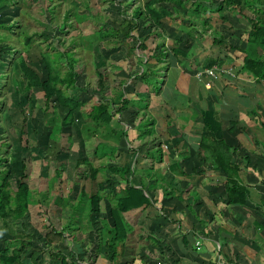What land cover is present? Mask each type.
<instances>
[{"label": "crops", "instance_id": "1", "mask_svg": "<svg viewBox=\"0 0 264 264\" xmlns=\"http://www.w3.org/2000/svg\"><path fill=\"white\" fill-rule=\"evenodd\" d=\"M220 1L210 3L204 1L202 7L210 5L209 9L212 12H204L202 8L198 12L195 11L193 22L179 21L178 15L176 16L178 13L162 20L158 32L153 34L155 40L153 51L146 50L148 51L146 58L142 52L138 54L135 52L133 56L127 57L125 49L121 47L117 50L111 48L113 59L111 57L109 61L102 55L104 62H100L103 63L99 71L100 80L97 73L98 86H101L102 90L99 97H102L101 100L109 101L115 98L117 92H121L124 98L120 103L125 100L127 105L121 112L118 111L120 105H114L110 109L112 118L109 126L103 130L98 129L96 135L91 136L92 128L88 129L91 131L85 129L89 133L88 140L93 137L96 140L94 147L91 148L92 155L100 165L102 164L101 167H106L108 173L109 168L131 169L134 177L126 176L125 181L134 188L140 187V181L145 182L143 192L149 198L151 206L127 215L140 216V224L145 226L149 235L146 244H150V248L156 246L163 252V255L154 257L140 255L133 264H137L138 261L151 264H264V79L239 73L243 58L241 50L245 51L247 47L249 21L255 16L256 9H264V0L259 4L253 1L248 5L242 0L241 14L237 11L230 13L231 7L223 8L220 14L215 13L214 4L217 5ZM208 20V24L205 23ZM189 31L192 35L188 33ZM161 39H164L166 44ZM178 40H187L189 45L185 50L187 57L184 60L182 58L176 60L170 52V46ZM4 48L0 52V171L5 170L2 168L8 158L14 159L15 152L26 154L25 173L30 180V169L27 167L29 165L33 168L32 163H35L33 152H40L41 155L46 151L45 146L48 147L47 143L50 140V127H43L44 104L40 91L33 90L30 93L34 101L33 107L31 103L25 105V85L16 67L18 57L17 54L14 57L16 50L13 47ZM116 51L125 53L124 62H121L122 59L120 62L114 59ZM238 53L241 59L234 64L232 58ZM252 53L264 60V49H253ZM88 54L93 53L89 51ZM135 58L152 65L154 73L152 77L158 83L156 88H153L151 83H144L137 78L142 73L137 61L134 64L137 68L135 72L132 69L136 68L125 67L127 60L131 63V59ZM208 60L222 62V67L231 69L235 78L222 76L218 79L203 77L197 80L195 74L204 70L203 66ZM2 77L4 81L1 80ZM84 88L85 85H82L78 95L68 93L70 96L76 95L78 102L84 104L81 111L86 109L90 102L88 98L90 95L88 96V92L85 95L87 90ZM107 88L112 90L108 91L109 95L105 99ZM101 100L97 99V102ZM22 107L27 114V123L25 137L21 142ZM85 112L86 123L83 124L92 126L88 123L87 111ZM204 112L213 114L208 120L209 129L204 122ZM52 113H54L52 109L45 113L49 120L53 116ZM203 138L207 143L215 144L218 140H223L233 150L230 162L238 167L236 178L245 188L243 205L224 204L226 175L211 170L209 151H206L205 144L201 143ZM98 145L104 147L105 155L102 157L100 152L94 154ZM105 162L108 163L107 166ZM60 166H56L48 180L51 181L53 178L52 182L58 181L55 174L56 170H60ZM67 167L69 166L63 169L64 173ZM45 170L47 166H42L36 178L49 184ZM143 170H150V174L145 176L141 172ZM117 177L118 175L106 176V179L116 182L106 180L100 183L103 187L113 183L126 184ZM70 180L78 183L73 177ZM28 186L32 199L29 206L30 218L39 212L36 215L38 217L36 222L38 221L44 230L40 232L34 227L37 231L34 239L36 241L37 238L45 237L51 229H55L53 226L47 229L44 226H47L46 221L53 222L54 212L60 208L54 207L56 196L50 199L52 192L48 190L49 188L44 187L35 191ZM173 190L178 191L175 196L182 201L175 197L165 198L163 191ZM78 194L79 192L77 196ZM100 195L105 203L106 197L102 193ZM49 199L52 200L53 207H48L45 215L44 201ZM74 206L72 208L65 206L68 210L67 220L70 215L73 219L75 213L77 215ZM111 207L103 208L104 217L108 216ZM98 209L102 211L100 205ZM19 223L16 222V231ZM63 235L67 236L66 233ZM140 235L141 233L139 237ZM5 240H10V235L4 231L0 232V250ZM70 240L80 243L75 237ZM35 241L32 247L40 252L38 248L40 244L35 247ZM73 242L65 240L63 244L55 243L48 245V248L55 252L60 251L67 259L66 264L107 262L106 256L91 257L81 243L77 245ZM46 248L38 257L28 260L25 258L24 262L60 264L59 260L49 257ZM68 250L73 251L70 252V256L66 253ZM166 250L168 251L165 255ZM90 252L93 253L91 250Z\"/></svg>", "mask_w": 264, "mask_h": 264}, {"label": "trees", "instance_id": "2", "mask_svg": "<svg viewBox=\"0 0 264 264\" xmlns=\"http://www.w3.org/2000/svg\"><path fill=\"white\" fill-rule=\"evenodd\" d=\"M207 0H198L195 3L194 8L195 11H200L202 8L204 12H210V5L202 7L203 2ZM259 4L262 3L263 0H245V5L250 3ZM241 2L242 0H221L219 4H214L215 13H222V9L225 7H231L230 13H234L235 11L238 14H241ZM171 3V7H165L164 4ZM4 3H0V9ZM182 5L181 0H149L145 3L142 10L136 9L131 17V19H125L123 22L115 26H108V32L100 31L98 33L93 34V37H89L87 39V43H91L95 40L103 41L105 39H115L119 41V44L123 46L126 50L127 57L133 56L136 50L144 51L146 49L143 42L139 43L137 48H129L126 42L130 40H136L132 35L136 33L137 30L143 29V27H147V29L158 32V28L161 25L162 20L171 18L174 12H178V6ZM247 8V7H246ZM3 9V8H2ZM212 12V11H211ZM254 17L249 21V30L247 32V47L245 51L241 50L243 54L242 58V67L239 69V73L242 74H250L251 77L256 79H264V60H261L257 55L252 53L253 49H264V9H256L254 12ZM15 17V14H13ZM139 17L143 18V23L140 26L138 22ZM221 17V16H220ZM16 18V17H15ZM64 19H67V16H64ZM65 21V20H64ZM209 20L205 23L208 24ZM147 24V25H145ZM15 28H18L17 37L22 38L18 42V44L22 45V51L18 52V57H16V67L21 75V80L24 83L25 87V105L31 103L33 107V99L30 93L33 90H38L42 94L43 97V112H49L51 109L53 112H64L65 117L55 122L50 127L49 139L53 141L55 144H58L61 137L69 133V128L74 124L75 114L79 113L84 107L83 103L78 102V97L76 95L70 96L66 93V91H74L76 88V83L78 79V73L75 70L76 59L70 57V53H56L54 55L53 60L50 58L48 54H40L39 55V63L42 64V71H37V67L32 64L33 61L28 57V52L31 45V36L26 34V31L17 25L16 21H8L6 24L0 23V32L13 33ZM23 31V33H21ZM15 34V32L13 33ZM153 34V33H152ZM48 36V33H47ZM96 37V38H95ZM154 37V36H153ZM48 38H50L48 36ZM46 38L45 41L48 39ZM95 38V40H93ZM5 39L0 37V52H2L6 46H2L1 42ZM5 43V42H3ZM72 44V43H71ZM50 47V46H49ZM189 47L187 40L185 41H174L172 46H170V52L175 57L176 60L182 58L183 60L187 57L185 50ZM8 49L12 48L7 46ZM2 50V51H1ZM5 52H9L5 50ZM16 52V51H15ZM59 58L69 59L67 62L66 73L63 76H60L58 73V69L54 66V63L57 62ZM68 61V60H67ZM160 62V61H158ZM37 62V64H39ZM32 64V65H31ZM140 68L142 69V73L137 76L144 83H151L153 88H156L157 81H155L152 77L153 67L150 66L147 62L142 63L139 60ZM222 62H218L217 60H208L203 66L204 69H209L212 67H222ZM234 74V73H233ZM235 75V74H234ZM101 76L99 75V80ZM101 88V86H100ZM124 98L123 93L117 92L114 99L101 100L96 105H92L86 109L87 111V120L91 126H86L87 130L92 128L90 133L91 136H94L95 132L98 129L103 130L104 127H108L112 118V114L110 113V109L114 105L119 104V112L125 110L127 103L123 100V103H120L121 99ZM32 109V108H31ZM22 115V125L20 129V141L22 142L25 137L26 131V123H27V114L25 108H21ZM60 113V112H59ZM204 122L209 129L210 123L208 120L212 117V113L204 112ZM56 115H53L55 117ZM87 125V124H86ZM89 131V130H88ZM151 131V130H150ZM149 131V133H150ZM88 136L89 133L86 132ZM96 135V134H95ZM119 137H121L119 135ZM144 137V136H141ZM206 139H202V145L205 144L207 148L206 151H209V160L211 170L215 173H224L226 175V179L224 182V204L226 206L233 205H243L245 202V188L240 185L237 181L236 175L239 171L238 167L230 162L233 150L228 147L223 140H218L215 143H207ZM100 146V148H99ZM94 154H98L100 152V156L105 155L104 147L98 145ZM101 152H103L101 154ZM208 154V152H207ZM58 155V154H57ZM84 164L86 170L89 171V177L91 180L95 178V175L99 173V169H95L91 163L87 162L86 159H81L76 162V168H79L80 165ZM26 166L24 162L21 163V170L17 173L14 171L12 174L16 177L14 188L12 189V185L9 181L8 171H0V232H7L10 235V240L3 241L2 249L0 250V264H26L24 259H31L32 257H38V255L47 247L46 252L53 260H59L60 264H66V258L61 255L60 251H53L51 248L49 249L48 245H53L55 243L63 244L65 241L64 233L62 231H58L55 229H51L50 232L42 238H37L35 241V237L37 235L35 229H32L31 226H28L30 215H29V206L32 204L31 199V191L28 188L27 184L23 182L26 176ZM109 173L111 175H118L119 179L126 183V188H124L119 193H115L113 197L112 207L106 216V220L102 221L101 225H97L100 228H104L107 233V238L103 241V248L107 250V262L109 264H126L121 260L128 253L133 251L128 247V244L131 241L130 236L134 232L133 225L128 224L124 215L126 216L128 213L132 211L142 210L149 208L151 206L150 200L148 197L144 195V186L145 182L140 181V187L134 188L130 183L125 181L126 176L134 177L133 171L128 168H109ZM145 176L150 174V170L141 171ZM59 170H56L55 179L60 177ZM166 197H175L177 200L182 201L175 195L178 194V191H163ZM66 200V205L68 207L74 206L71 205L70 201ZM103 198L99 194L87 195L84 189H81L78 194L77 207H80L79 210L86 212L85 218L89 223L90 229L98 230L95 223H91L89 220L92 214L98 213V208ZM76 205L73 207L75 208ZM76 207V212L77 208ZM83 207V208H81ZM81 212L80 214H82ZM79 218V216H78ZM70 219H73V216L70 215ZM20 222L16 231V222ZM70 221H67L66 228H70ZM30 228V229H29ZM96 228V229H95ZM141 237L138 235V240L135 243V247L139 249L142 243H139V238L141 240L149 241L147 233L143 231L141 233ZM35 241V247L38 245L40 249L38 252L36 249L32 247L33 242ZM100 245V243H98ZM40 246V247H39ZM138 246H140L138 248ZM133 248V247H132ZM145 250V249H144ZM99 249L97 248L94 254H98ZM142 253V251H141ZM79 256V255H78ZM133 257V256H130ZM132 262V261H131ZM36 264V261L33 262Z\"/></svg>", "mask_w": 264, "mask_h": 264}, {"label": "rangeland", "instance_id": "3", "mask_svg": "<svg viewBox=\"0 0 264 264\" xmlns=\"http://www.w3.org/2000/svg\"><path fill=\"white\" fill-rule=\"evenodd\" d=\"M149 0H0V3H4L2 8L0 9V23L6 24L9 20L10 21H16L17 25L19 27H22L26 34L31 36V45L28 52V57L31 61H33L36 67L37 71H42V64L39 63V55L42 54H48L50 58L53 60L54 55L56 53L60 52H67L69 54V58L72 57L76 59L75 63V70L80 75L77 81V87L74 91H66V93H76L77 95L80 94L82 90V85H85L86 93L88 94L89 98V105L85 108L92 105H96L97 99L101 100L102 97H99V94L102 93L100 86H98V75L99 71L101 70V65L104 62L102 59V55L104 58L113 59V51L112 49L117 50V48L121 47V49H124L121 44H119V41L115 39H105L104 41H97L95 38L93 42L87 43V39L89 37H93V34L98 33L100 31L108 32V26H115L117 27L120 25L123 20L125 19H131L134 11L136 9L142 10L145 3H147ZM182 5L178 6V14H176L179 21L184 20L185 22H193L195 17V8L194 5L197 3L198 0H181ZM209 2L214 1L217 2V0H207ZM171 3L164 4L165 7L170 8ZM120 11V12H119ZM174 12L173 14H175ZM15 14V17L13 16ZM64 16H67V19H64ZM65 20V21H64ZM138 22L141 24L143 23V18L139 17ZM181 23V22H180ZM147 25V24H145ZM192 25V24H191ZM148 27V26H147ZM146 26L143 27V29H139L134 33L132 36L136 38V40H130L126 42L129 48H137L139 43L143 42L146 49L144 52L137 50L135 51L137 54L142 52L144 57L146 58V50H149L150 52L153 51L155 40L153 38V34H155V31L149 30ZM14 30L15 34L6 33V32H0V37L5 39L1 44L7 45L15 48L16 52L14 57H16V54L18 56V52L22 51V45L18 44L22 38H18V28H15ZM158 31V30H157ZM23 33V31H21ZM50 38H48L47 36ZM153 33V34H152ZM189 34L190 31L188 32ZM151 36V37H150ZM48 38L46 41L45 39ZM161 41H164V39ZM160 42V40H159ZM72 43V44H71ZM109 43V44H107ZM166 44V42L164 41ZM12 44V45H11ZM8 46V45H7ZM6 46V47H7ZM50 46V47H49ZM112 48V49H111ZM89 51L93 54H88ZM106 51V52H103ZM126 51V50H125ZM123 51H116L114 59L118 60L120 62V59L123 61L125 53ZM110 54V55H109ZM72 55V56H71ZM89 55V56H88ZM109 55V57H108ZM240 53L234 54V57L232 58L234 61V64H237V61L241 59ZM256 55V54H255ZM68 60V61H67ZM130 61V60H129ZM139 63L138 59H131V63L128 62L125 64L126 68L131 66L132 68H136L134 64ZM37 62L39 64H37ZM67 62H69V59H63L59 58L56 63H54V66H56V69H58V73L60 76L65 75L66 73V65ZM90 63V64H89ZM31 64V65H32ZM109 64V62H107ZM152 66V65H151ZM131 68V69H132ZM129 69V68H128ZM41 70V71H40ZM137 68L132 71H136ZM81 72V73H80ZM84 72V73H83ZM83 73V74H82ZM98 73V75H97ZM85 78L83 79V76ZM129 75V74H128ZM4 81V77L1 79ZM81 87H79V85ZM84 88V89H85ZM112 90V88H107L105 91V99L109 95L108 91ZM102 95V94H101ZM103 96V95H102ZM104 98V96H103ZM110 99V98H109ZM113 99V98H111ZM142 107V105L140 106ZM86 109L83 111H80L79 113H76L75 115V121L74 124L69 128V133L66 135H63L59 141L58 144H54L53 141L49 140L47 143L48 147H46V151L42 152L40 155V152H33V160L35 163H32L33 168L29 167V174H30V180H28V177L25 176V182L28 185L31 186L32 190H40L44 187L49 188L48 190L52 192L50 194V199L56 196L55 205L54 207H59L60 209H57V211L54 212V218L53 222H48L47 226H44L47 228H50L53 226L55 229L62 230L66 233L68 236H63L65 240H69V242H73L74 240L72 237L76 238L77 241H80V243L84 246V249H86L90 254L91 257H103L106 256L107 258V250L103 248V241L107 238V233L104 228H100L97 225H101L103 220H106L107 218L103 215V208H110L112 206L111 200H113L114 194L119 193L120 191L125 188V185L123 182L119 184H111L109 186L105 185L103 187L100 183L103 181H110V182H116L112 181V179H106V176H112L106 171V167H101L100 163L97 161V159L93 158L92 155V147L95 145L96 140L94 137L91 140H88V136L86 135L85 129L87 128L86 121L84 120V113H86ZM51 115H57L49 120L47 118V114L42 112V123L43 127L51 126L54 121L58 122L62 118H64V114L59 112H54ZM83 120V121H82ZM145 123V121H143ZM93 127V126H91ZM151 127V126H150ZM94 128V127H93ZM95 129V128H94ZM91 131V129L89 130ZM44 138L46 135L43 136ZM46 140V138H45ZM90 149V150H89ZM41 151V150H40ZM13 154V153H11ZM58 154V155H57ZM14 159L13 157L11 159L8 158L7 162L4 164L3 170L8 171L9 175V181L12 185V189L14 188V183L16 180V177L12 174L15 170L18 173L21 170V163L24 162L25 159H27V155H23L21 153L15 152ZM86 159L87 162L91 163L92 166L95 169H99V174L95 175L94 179L88 178L89 171L86 170L85 165L82 164L79 168H76V162ZM29 161V160H28ZM37 161H40L37 163ZM56 161V162H55ZM61 165L59 168V175L58 181L52 182L53 178H51L53 172L56 168V166ZM67 167V171L64 173L63 169ZM105 165L107 166L108 163L105 162ZM42 166H47V170H45V174L48 176L47 181H50L49 184L44 183V180H39L37 175H39L40 169ZM1 169V170H2ZM103 172H102V171ZM12 172V173H11ZM70 174H67V173ZM28 174V173H27ZM67 174V175H66ZM51 176V177H49ZM71 177L75 178V182L78 181V183H74V181H71ZM119 178V177H117ZM36 182H35V181ZM32 182L31 184H29ZM120 182V181H119ZM98 184V187H97ZM29 187V186H28ZM82 189H85L87 195L92 194H99L102 193L106 197V202H101L100 207H102V211H98L99 213L93 214L88 218L91 220V223H95L98 230H92L90 229V226L87 224L89 221L85 218V214H80L81 210H79L80 207H77V215L75 213L74 219H68V210L65 208L64 202L67 200L70 201L71 205H74L78 201L77 193ZM102 187V188H101ZM45 191V190H44ZM56 193V194H54ZM45 200L44 201V211L46 215V209L48 207H53V203L51 204L52 200ZM65 200V201H64ZM68 201V202H69ZM111 203V204H110ZM75 207V208H76ZM65 208V210H64ZM83 208V207H81ZM55 210V209H54ZM48 212V211H47ZM39 213V212H38ZM36 213L33 215L34 217L30 218L28 226H31L32 229H37L40 232H44L43 226H40L38 224V221L36 222V219L38 218ZM79 216V218H78ZM139 215L138 214H132L130 216L124 215L125 221L134 226V232L130 236L131 241L128 244V247L133 251V253L128 252L123 259L122 262H125L126 264H133V262H136V258L138 256H149L154 257L155 255H163V252L159 251L156 246H153L150 248V244H146L145 240L139 241V243H142V246H138L139 249H137V246L135 247V243L137 242V238L139 233H143V231L146 232L145 226H142L139 221ZM70 218V217H69ZM33 220V221H32ZM67 221L69 222L70 228H66ZM66 223V225H65ZM143 223V222H142ZM84 224V225H82ZM33 225V226H32ZM65 225V226H64ZM76 226V228H75ZM35 227V228H34ZM75 228V230L73 229ZM30 229V228H29ZM45 229V230H46ZM96 229V228H95ZM145 229V230H144ZM36 231V230H35ZM47 231V230H46ZM140 231V232H139ZM37 232V231H36ZM147 233V232H146ZM142 235H140L141 237ZM70 238V239H69ZM159 240V239H158ZM74 244H80L78 242H73ZM94 243V244H91ZM100 243V245L98 244ZM86 244V246L84 245ZM149 246V247H148ZM133 247V248H132ZM99 249L98 254H94ZM145 249V250H144ZM90 250L93 252L91 253ZM69 251V250H68ZM68 255L70 256V252H73L72 250L69 251ZM141 251H143V254H141ZM167 251L164 253L167 254ZM170 251V250H169ZM133 256V257H130ZM152 260V259H151ZM132 261V262H131ZM103 262V260H102ZM151 264L149 262H143L138 261L137 264ZM104 264H109L108 262H105Z\"/></svg>", "mask_w": 264, "mask_h": 264}, {"label": "built area", "instance_id": "4", "mask_svg": "<svg viewBox=\"0 0 264 264\" xmlns=\"http://www.w3.org/2000/svg\"><path fill=\"white\" fill-rule=\"evenodd\" d=\"M227 76L230 78H235L231 69H225L224 67H212L209 69H204L195 74L197 80H201L203 77H208L210 79H218L219 77Z\"/></svg>", "mask_w": 264, "mask_h": 264}]
</instances>
